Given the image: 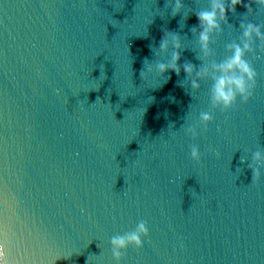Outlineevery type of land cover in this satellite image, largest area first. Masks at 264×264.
I'll return each mask as SVG.
<instances>
[{"label":"water","instance_id":"95a60500","mask_svg":"<svg viewBox=\"0 0 264 264\" xmlns=\"http://www.w3.org/2000/svg\"><path fill=\"white\" fill-rule=\"evenodd\" d=\"M183 2L173 17L174 0H0V239L13 264H117L111 238L141 220L150 236L120 264H264V168L253 185L248 167L264 151V59L248 56L249 103L186 135L211 82L193 90L182 70L165 83L154 69L172 50L153 54L172 31L180 64L201 65L191 28L208 0ZM252 7L228 13L215 59L245 14L264 26Z\"/></svg>","mask_w":264,"mask_h":264},{"label":"clouds","instance_id":"9594fccd","mask_svg":"<svg viewBox=\"0 0 264 264\" xmlns=\"http://www.w3.org/2000/svg\"><path fill=\"white\" fill-rule=\"evenodd\" d=\"M168 2L169 0H167ZM253 4L257 6L260 12H264V0H250L248 4H244V0H208L207 8L195 12L198 27L193 26L191 31L197 36L200 46L201 55L197 56V59L202 63L198 68L191 62L180 64L184 46L178 33L164 32L158 52H154L153 46H150L154 55H166L170 49L172 50L170 60L158 62L154 69L160 75L167 77L165 83L171 79V76L168 75L170 71L179 76L182 70L186 73L185 79L190 81L193 90H200L201 81L211 82L209 89L210 110L201 111L199 119L195 123L181 126L185 134L193 139L200 136L201 129L208 130V126L214 122L215 111L219 110L225 113L233 111L237 109L240 103H249L254 96L259 74L248 56L252 55L257 60L264 59V26L257 25L247 19L248 14L254 12ZM237 5L244 6L248 13L244 15L240 23L242 35L239 42L232 41L226 44L227 55L222 60H217L214 58L216 53L212 47L216 43L213 37L223 34L222 25L228 24V13L235 14ZM184 8L183 0H174L172 5L173 17L180 14ZM257 41L260 42L259 55L256 47H254ZM152 70L149 68L147 71ZM140 75L142 79L146 78L145 67L141 70ZM208 153H215L217 157L220 155L218 151L212 148L208 149ZM190 155L191 159L197 163L202 160V154L197 144L191 145ZM252 160V164L248 166L252 170L251 183L258 185L262 176L261 168H264V151L257 150L254 152ZM244 162L245 160L242 159L241 163ZM149 236V226L145 220H141L134 230L123 235L113 236L110 241L111 251L117 264L123 261L129 247L142 249L145 243L144 238ZM64 258L70 259V257ZM0 264H13V261L9 259L3 239H0Z\"/></svg>","mask_w":264,"mask_h":264}]
</instances>
